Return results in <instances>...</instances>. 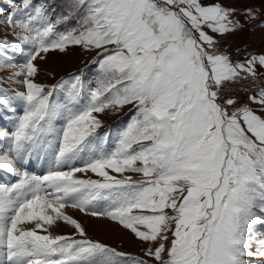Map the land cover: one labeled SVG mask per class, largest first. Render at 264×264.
I'll return each instance as SVG.
<instances>
[{"label":"snow or ice","instance_id":"6c2138e0","mask_svg":"<svg viewBox=\"0 0 264 264\" xmlns=\"http://www.w3.org/2000/svg\"><path fill=\"white\" fill-rule=\"evenodd\" d=\"M6 11L0 24L18 43L0 47L25 57L9 77L23 85L15 97L24 108L11 132L0 130V171L18 178L0 185V264L264 258L257 231L264 225V86L248 96L257 108L224 96L230 85L264 75V55L233 63L206 31H234V10L201 0H68L66 14L52 19L48 5L19 0ZM70 46L95 53V87L85 93L75 75L46 91L35 82L34 62ZM16 67L0 51V70ZM58 89L66 101L53 99ZM129 105L134 115L124 129L112 139L98 134L100 114ZM33 153L50 158L45 174L22 170ZM66 209L117 223L148 245V259L89 238ZM58 222L73 233L53 235Z\"/></svg>","mask_w":264,"mask_h":264},{"label":"rangeland","instance_id":"374dc122","mask_svg":"<svg viewBox=\"0 0 264 264\" xmlns=\"http://www.w3.org/2000/svg\"><path fill=\"white\" fill-rule=\"evenodd\" d=\"M33 2L37 5H48V11L52 19H55L61 13L66 14L68 0H33ZM201 2L205 5L219 4L225 9L234 10L230 19L238 21L239 23V27L224 35L211 33L210 30H206L217 41V49L220 53L229 55L233 63H244L253 55H264V27L261 26L264 25V0H201ZM0 5L3 8L0 13V19H3V16L7 15V9L19 6V0H0ZM249 12H251V15H249ZM75 25L76 21L72 20L67 25H61L60 28L63 30L65 27L70 28ZM4 40H7L10 45L18 43L11 29L7 28L4 24H0V41ZM0 51L9 55L17 65L14 69L8 68L0 70V96L8 101L4 97V94L15 96L17 91L24 90L22 84L15 83L9 79L13 72L19 71V61L13 60V55L15 53H22L20 51H10L8 48L3 47H0ZM94 57V52H86L78 46H70L64 53L58 51L49 52L43 60L37 58L34 62L38 67L35 82L47 86V91L62 79L68 80L75 75H81L86 93L88 88L95 87L99 77L98 65L92 63ZM258 72L264 73V69H258ZM14 79L20 80L23 78L16 77ZM262 81H264V75H261L255 84L251 80L240 81L237 84L227 87L224 96L237 99L241 104L249 103L251 107L257 108V105L250 103L248 96L254 94L256 88L264 86L261 84ZM57 91L58 94L56 92L53 93V99L60 102L64 101L67 96L62 97V92L66 91L64 89H58ZM17 102L18 99L11 101L12 104H16ZM0 112H6L7 116L9 114L7 111ZM133 115L134 109L131 105L125 106L123 109L115 112L107 110L105 113L100 114L103 126L98 130V134L102 135L105 132H111L110 139L114 138L120 130L126 127ZM7 116L5 117L8 119ZM8 120L11 124L8 130H4L11 132L12 121L10 119ZM0 126L3 129L2 123H0ZM77 175L82 176L83 174L77 173ZM88 175L92 176L91 173ZM93 178L96 177L93 176ZM133 178L139 179L140 177L138 174H133ZM73 210L76 212L72 217L81 223L88 233L89 238L99 240L117 248V250L148 259L144 257V250L148 245L139 241L128 230L123 229L117 223L107 219L88 217L78 210ZM49 230L53 235H68L74 231L70 226L62 222H58L57 225L52 226ZM257 231L264 234V225H257ZM253 251H255V245L253 246ZM247 259L250 264H264V258L262 257L253 256Z\"/></svg>","mask_w":264,"mask_h":264},{"label":"bare ground","instance_id":"6f19581e","mask_svg":"<svg viewBox=\"0 0 264 264\" xmlns=\"http://www.w3.org/2000/svg\"><path fill=\"white\" fill-rule=\"evenodd\" d=\"M5 116H7V113H6V112H0V123H2V127H3V129L0 128V130H4V129H7V130H8V128H9V126H10V124H11V123L9 122V120H8ZM10 129H11V128H10ZM4 131H6V130H4ZM4 147H6V142L0 140V149H2V148H4ZM42 154H44V153H40L39 155L33 153L29 158H30L31 160H34L36 157H37L38 159H40L41 156H43ZM11 184H12V183H10L9 185H11ZM66 212H67L70 216H74V214H75L76 211H74L73 209H66ZM78 214H79V213H78ZM88 217H89V216H88ZM29 227H30V226H29Z\"/></svg>","mask_w":264,"mask_h":264}]
</instances>
